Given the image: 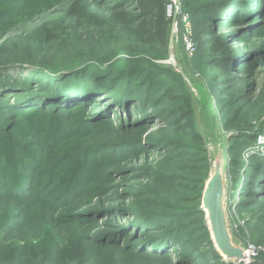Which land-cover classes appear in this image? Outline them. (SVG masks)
<instances>
[{"label":"rangeland","instance_id":"obj_1","mask_svg":"<svg viewBox=\"0 0 264 264\" xmlns=\"http://www.w3.org/2000/svg\"><path fill=\"white\" fill-rule=\"evenodd\" d=\"M35 1L38 3L37 0H29L27 4L31 7H39L34 3ZM49 1L47 8L41 6L44 9L39 8L40 11L38 9L30 10L24 20H17L15 23L12 22L11 26L0 29V67L4 65V59L10 58L7 54L14 47H18V45H10L12 44L9 42L10 37L33 35L37 31L43 32V30L59 27L65 35L70 31H75L82 37L85 36L83 38L88 40L81 41V43L92 47L96 50L97 55L102 56L107 54L110 49H115L121 55L124 54L126 60L131 58V61H127L130 68L139 65H152L163 71L164 69L168 70L173 75L155 73L162 76V80L159 78L160 86L155 88L157 90L155 94H159L155 96L161 98L153 103L156 107L157 117L153 119L151 125L149 123L145 127L133 126L135 124L133 120L136 119L134 117H138L136 112L134 116L128 114L130 117L129 126L127 118H125L127 114L122 113V118H124L122 122L126 125L119 128L116 127L121 123L118 111L109 116L104 114L107 118L98 119L103 121L99 122L98 127L78 124L84 116L86 119L95 118H89L88 112L84 111L64 115L63 119L57 117L51 119L49 116L44 119L36 115L38 122L44 128L47 125L49 128L58 125L57 122H60L61 125L67 123L68 140H71L75 145V148H70L72 144L64 142L63 139L60 141L62 144L57 148L48 149L40 143V138L31 136L28 138V140L33 139L27 144L30 148L42 147L43 149L45 166H42L38 171L44 172L46 176L52 169L54 157L57 154H62V150L68 152L85 150L90 143L97 140V137L113 141L118 146L113 151L117 152L110 155L109 150L99 151L97 156H92L88 174V186H92L91 189L80 192L78 199L71 203L67 209L53 208V210L50 207L38 205L33 212L32 219L25 226V231L18 237L7 240L8 248L14 247L18 242L28 243L27 238L30 237L31 232L42 228V233L47 240L50 238L49 235H53L55 239L62 240L63 246H66V249L60 254V259L65 256L87 258L95 255V247L87 242L86 235H92L101 229L119 228L131 220L128 210L141 211L142 207L148 208L157 203L158 206L164 207L161 209L165 212L179 208L190 213L179 224L180 228L182 227L181 231L185 229H187L185 233L191 231L192 239L189 242L187 240L186 248H196L205 252L212 246L218 253L211 240L205 212L201 210L202 191L212 171L211 147L214 141L219 147L223 161L226 213L232 240L235 244L242 246L244 250L249 245L254 248L249 252L246 260L232 263L264 264V191L256 197H245L243 207L237 205L243 166L245 167L249 163L254 154L264 152V32L250 34L246 42L240 40L232 42L230 45L246 50L256 49L257 52L251 53V60L255 64L253 74L248 76L249 70L247 69L237 73L223 66L215 65L213 62L209 64L215 53H222L224 50L216 49L219 41L225 39V35L235 30L236 27L233 25L224 26L218 29L215 35L205 37L204 39H208L207 42L199 43L203 36L201 32L213 29L210 21L202 19L204 12H200L197 17L192 12L196 7L194 4L198 5L200 1L204 0H175V5L178 8H174V13H177H171V16L166 13L167 4L171 0H158L161 4L160 8L158 6L152 8L149 21L152 22L151 32L160 33V35H156L155 40L152 41L141 38L137 34L140 28L136 24L135 27L132 26L133 24H129L128 31L123 27H120V31H116V28L111 30V24L114 21L109 19L112 14V5L106 3L105 0ZM94 8L95 10H93ZM124 9L135 15H140L142 11V9H138L136 1L122 10ZM76 12H82L85 17L88 14L91 16L94 14L95 18L101 19V25L99 24L93 33L85 31L87 33L83 34L82 29H73ZM178 14L186 16L190 31L185 29ZM123 21L118 20V25ZM184 34L194 47L192 55L186 53ZM75 43L79 42L75 40ZM126 45L133 48L132 53L127 54L130 51H125L123 48L127 47ZM20 49L22 48L20 47ZM28 50L32 55L21 59V61H34L43 55L37 48H28ZM85 52L88 53L87 50ZM17 58V56L12 57L7 61L18 62ZM25 67L30 66L25 65ZM28 70L15 72L11 77L16 79L24 77ZM156 77L151 79L155 81ZM179 95L187 97L186 106L180 104L177 97ZM1 97H5L4 92L0 93ZM225 100H228L227 105ZM161 101L163 103L159 105ZM3 106V103H0V109ZM106 122L108 125L102 126ZM51 129L54 131L56 128ZM191 131L199 132L200 139L187 140L186 135ZM149 137L156 140V142H151L153 145L148 143L150 150H142L139 153L129 150L121 152L127 147L124 144L139 143V140L146 144ZM11 139H15V136L12 135L1 140L4 143L1 150L4 152L6 161H11L20 154L14 145H9ZM189 147L194 149V154L190 155L192 157L176 156L177 149L182 150V148ZM187 151L189 150L187 149ZM205 165H207L206 169ZM76 166L77 164L71 166L69 171L72 172ZM168 168H173V170H170L168 176H164ZM84 170L87 168L84 167ZM97 173L100 174V180L96 181V177L93 175ZM69 175L66 174V171L56 173L53 185L60 178L68 179ZM249 187L251 186L246 185L247 189ZM2 204L0 203L1 211L7 205L4 202ZM71 212H78L79 215L76 217L80 218L83 224L63 219L65 216L68 217L67 213ZM57 217L62 219V222ZM74 219L76 220V218ZM81 233L84 239L81 238ZM99 251L106 257L105 260H117L119 264H172L177 257L176 251L173 250L164 254L173 262H167L149 254L134 259L130 256H134L132 252L122 254L107 247ZM208 259L212 260L209 257ZM221 259L228 263L222 256Z\"/></svg>","mask_w":264,"mask_h":264},{"label":"trees","instance_id":"obj_2","mask_svg":"<svg viewBox=\"0 0 264 264\" xmlns=\"http://www.w3.org/2000/svg\"><path fill=\"white\" fill-rule=\"evenodd\" d=\"M28 1L0 0V29L11 26L12 22L15 23L17 20H24L30 10L40 11L39 8L41 10L47 8L50 2L49 0H37L38 3L36 1L34 3L39 7H31L27 4ZM133 1L138 3V9H142L140 15L122 10ZM105 2L112 5V14L109 19L114 21L111 24V30L116 28V31H120V27H123L128 31L129 24H133L134 27L136 24L140 28L137 34L141 38L152 41L155 40L156 35H160V33L151 32L152 22L149 21L152 8L154 6L160 8L161 4L158 0H105ZM194 6L196 7L192 11L193 15L197 17L200 12H204L202 19L210 21L213 27V29L201 32L203 36L199 43L207 42L208 39H204L205 37L215 35L217 30L224 26L236 27L235 30L225 35V39L219 41L216 49L224 50L222 53H215L209 64L213 62L215 65L237 73L247 69L249 70L248 76L252 75L255 64L251 60V53L257 52L256 49L246 50L230 45L240 40L246 42L250 34L264 32V0H204ZM75 15L73 29H82L83 34L87 33L85 31L93 33L98 25H101V19L95 18L94 14L92 16L88 14L85 17L82 12H76ZM118 20L124 21L118 25ZM83 37L75 31H70L65 35L59 27L43 30V32L37 31L33 35L10 37L9 42L12 43L10 45H18V47H14L7 55L10 58L17 56L19 61L12 62L7 61L10 58L4 59V65L0 67V93L5 94V97L0 98L4 100L0 101L4 105L0 109V203L7 204L2 211L0 210V264H119L117 260H105L106 257L99 251L105 247L122 254L132 252L134 256H130L134 259L149 254L167 262H173L164 255L173 250L176 251L177 257L172 264H233L224 262L212 246L205 252L196 248H186L187 240L189 242L192 239L191 231L189 233H185L187 229L181 231L182 227L180 228L179 224L190 213L179 208L165 212L161 209L164 207L158 206L157 203L148 208L142 207L141 211L128 210L131 220L119 228L101 229L92 235H86L87 242L95 247V255L87 258L65 256L60 259V254L66 246H63L62 240L61 242L55 239L53 235H49L50 238L47 240L42 233V228L35 230L37 236L35 232H31L30 237L27 238L28 243L18 242L14 247L8 248L7 240L18 237L25 231V226L32 219L33 212L38 205L52 209H67L78 199L80 192L91 189L92 186H88V174L92 156H97L99 151L109 150L110 155L117 152L113 151L118 147L117 144L97 137V140L90 143L85 150L70 152L62 150V154L54 157L51 169L53 173L50 174V171L46 176L44 172L38 171L45 166L43 149L42 147L30 148L27 144L33 139L28 140V138L30 136L40 138V143L48 149L57 148L62 144L60 141L63 139L64 142L72 144L70 148H75V145L68 140L67 123L61 125L57 122L58 125L50 128L47 125L44 128L38 122L36 115L44 119L47 116L51 119L56 117L63 119L64 115L84 111L88 112L89 118H95L86 119L84 116L78 124L98 127L99 122H103L100 120L107 118L104 114L109 116L118 111L121 123L116 126L117 128L126 125L122 122L124 120L122 113L127 114L125 117L127 120H125L128 121V126L130 125L128 114L134 116L135 112L138 113V117H134L136 119L133 120L135 123L133 126L145 127L149 123L151 125L153 119L157 117L153 103L161 98L155 96L159 95L155 94L157 91L155 88L160 86L159 78L162 80V76L155 73L161 72L170 76L172 73L152 65L130 68L127 61H131V58L126 60L124 54L121 55L115 49H110L105 55H97L96 50L81 43V41L88 40ZM75 40L79 43H75ZM126 46L123 47L125 51H130L127 54L132 53L133 48ZM35 47L43 55L34 61H21L32 55L28 48L36 49ZM25 65L30 67H25ZM25 69H29L26 76L17 77V79L11 77L13 73L22 72ZM154 76H157L155 81L151 79ZM177 97L182 106L187 105V97H182V95ZM225 102L227 105L228 100ZM162 103L161 101L159 105ZM106 125L108 122L102 126ZM51 128H56L55 132ZM9 135L15 136L9 145H14L20 154L15 156L16 160L6 161L4 152L1 150L4 147L1 140L11 137ZM186 139H200L199 132H189ZM146 142L143 144L139 140V143L124 144L127 147L121 152L126 150L136 153L142 150L148 151L150 150L148 143L152 144L156 140L149 137ZM176 152L178 157L190 158L192 157L190 155L194 154V149L182 148V150L177 149ZM1 156L4 157L1 158ZM74 164L77 166L70 172L69 168H72ZM234 164H236L235 161ZM84 167L87 170H84ZM206 168L207 165H205ZM170 170L173 168H168L164 176H168ZM61 171H66L67 175L70 174L69 178H60L53 185L56 173ZM242 174L238 207L244 206L245 197H256L264 191V152L254 154L249 163L243 166ZM93 177H96V181L100 180L99 173L94 174ZM246 185L251 187L247 189ZM77 215H79L78 212L67 213L69 218L65 216L63 219L83 224V221L76 217ZM59 220L62 222V219ZM80 235L84 239L82 233ZM208 257L212 260L209 261Z\"/></svg>","mask_w":264,"mask_h":264},{"label":"water","instance_id":"obj_3","mask_svg":"<svg viewBox=\"0 0 264 264\" xmlns=\"http://www.w3.org/2000/svg\"><path fill=\"white\" fill-rule=\"evenodd\" d=\"M213 165L201 195V210L205 212L211 240L219 255L227 262L247 258L244 248L233 242L226 213V191L222 172V156L216 142H212Z\"/></svg>","mask_w":264,"mask_h":264},{"label":"built area","instance_id":"obj_4","mask_svg":"<svg viewBox=\"0 0 264 264\" xmlns=\"http://www.w3.org/2000/svg\"><path fill=\"white\" fill-rule=\"evenodd\" d=\"M174 8H178V7H176V5H175V0H171L167 4V7H166V13H167L168 16H171V13H174ZM176 13L177 12H175L174 14H176ZM178 15L180 16V20L184 23L185 29L187 31H190V25L187 22L186 16L185 15H181V14H178ZM183 40H184V43H185L186 53L188 55H192L194 47L191 44V42L187 39L186 34H184ZM253 249L254 248L251 245L248 246V248L245 250V252L247 253V256L249 255V252H251Z\"/></svg>","mask_w":264,"mask_h":264},{"label":"bare ground","instance_id":"obj_5","mask_svg":"<svg viewBox=\"0 0 264 264\" xmlns=\"http://www.w3.org/2000/svg\"><path fill=\"white\" fill-rule=\"evenodd\" d=\"M246 260V259H245Z\"/></svg>","mask_w":264,"mask_h":264}]
</instances>
